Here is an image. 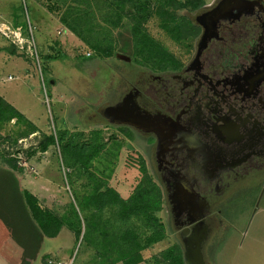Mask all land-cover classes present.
I'll return each instance as SVG.
<instances>
[{
	"label": "rangeland",
	"instance_id": "rangeland-1",
	"mask_svg": "<svg viewBox=\"0 0 264 264\" xmlns=\"http://www.w3.org/2000/svg\"><path fill=\"white\" fill-rule=\"evenodd\" d=\"M62 3L63 0H0V96L38 129L16 145L6 143L0 146L8 159L17 162L21 189L35 197L43 210L65 217L68 222H76L71 211V205H75L72 195L76 192L71 190L65 178L72 171L61 165L58 145L42 153L38 144L45 137L59 135L63 131L68 133L67 137L81 133L85 140L92 131H100L104 142L115 141L122 145L118 159L109 166L111 171L105 173H110L108 186L127 198L132 193L134 180L138 178L137 161H143L144 165L153 163L138 147L143 142L136 141V132L134 135L131 130L123 132L109 126L100 117L98 109L105 103L113 104L119 100L130 84L138 86L136 83L140 79L163 67L167 61L159 59L153 68L132 60L122 61L116 57L122 54L117 51V46L112 57L95 55L59 21ZM15 21L23 26L27 24L28 37L23 34L25 28H16ZM17 29L23 36L18 31L14 32ZM111 32L113 40L120 35L119 46L129 36L126 22L125 26ZM148 32L164 44L170 56L183 54L184 49L166 37L156 21L149 23ZM25 38L34 44L37 57H31L26 48L21 49L15 44L14 39L21 46L26 44ZM48 57L55 59L49 60ZM36 150V154L29 155ZM101 164H94L91 170L99 173L97 168L104 167ZM0 165L4 166L1 158ZM76 183L80 191L88 182L76 179ZM222 211L223 220L205 246V263L264 264V179L250 176L240 180L225 193ZM159 215L167 236L163 242L143 253L145 259L157 256L173 245L183 250L166 205ZM67 225L62 227L57 237L45 238L39 259L29 263L96 264V250L90 242L96 237L91 236L88 242L80 245L82 235L77 242L75 232ZM84 230L83 225L82 234Z\"/></svg>",
	"mask_w": 264,
	"mask_h": 264
},
{
	"label": "flooded vegetation",
	"instance_id": "flooded-vegetation-1",
	"mask_svg": "<svg viewBox=\"0 0 264 264\" xmlns=\"http://www.w3.org/2000/svg\"><path fill=\"white\" fill-rule=\"evenodd\" d=\"M184 14L191 27L183 54L100 107L119 106L113 114L99 115L136 132L183 258L184 240L201 234L204 258L225 193L247 177L264 179V0H210Z\"/></svg>",
	"mask_w": 264,
	"mask_h": 264
},
{
	"label": "trees",
	"instance_id": "trees-1",
	"mask_svg": "<svg viewBox=\"0 0 264 264\" xmlns=\"http://www.w3.org/2000/svg\"><path fill=\"white\" fill-rule=\"evenodd\" d=\"M208 1L63 0L59 21L95 55L112 57L117 46V51L129 55L132 61L153 68L159 59L168 61L172 56L164 44L148 32L149 23L156 21L162 33L185 50L191 25L184 12H195ZM125 22L129 36L119 46L120 35L113 40L111 30L125 26ZM14 25L25 28L23 34H28L27 24L23 26L15 21ZM37 131L32 122L0 96V145H16ZM67 136L64 131L49 135L38 144V150L44 153L51 146L60 147L61 165L72 171L65 178L76 192L72 195L75 205H71L76 222L43 210L35 197L22 190L17 162L8 159L0 146V158L4 162V166L0 165V254L11 264L35 261L45 238L57 237L68 223L77 242L82 235L80 245L91 236L96 237L90 241L96 250V264H185L178 245L151 259L144 257L143 253L163 242L167 234L159 215L165 204L164 195L147 173L143 161H137L138 178L133 182L132 193L123 198L108 186L110 173H105L111 171L109 166L118 159L122 145L115 141L104 142L98 130L92 131L86 140L81 133ZM101 163L104 167L97 168L100 174L91 170L94 164ZM76 179L87 180L83 190L76 187Z\"/></svg>",
	"mask_w": 264,
	"mask_h": 264
},
{
	"label": "water",
	"instance_id": "water-1",
	"mask_svg": "<svg viewBox=\"0 0 264 264\" xmlns=\"http://www.w3.org/2000/svg\"><path fill=\"white\" fill-rule=\"evenodd\" d=\"M116 57L122 61H126V62H130L131 58L123 55V54H117ZM119 109V106H115V107H107V108H99L98 109V113L103 117V118H107L108 116H110V114H113V112L117 111ZM128 124H134L135 123V127L141 128V129H145L147 128V126L145 124H138L137 122H127ZM119 124V121L117 122ZM147 130V129H145ZM201 236L203 237L204 235H199L197 237H191L188 240H184V245H185V253H184V261L185 264H205L204 258L202 256L201 253V245H200V239H198V237L201 238Z\"/></svg>",
	"mask_w": 264,
	"mask_h": 264
},
{
	"label": "built area",
	"instance_id": "built-area-1",
	"mask_svg": "<svg viewBox=\"0 0 264 264\" xmlns=\"http://www.w3.org/2000/svg\"><path fill=\"white\" fill-rule=\"evenodd\" d=\"M5 26V25H4ZM7 27V26H6ZM7 31H8V33H10L11 35H12V32L10 31V29L7 27ZM20 32V34L22 35V32H21V30L20 29H17V30H15L14 32ZM23 36V35H22ZM14 38V37H13ZM25 40H27V43L26 44H28L26 47H24L26 44H24V45H22V46H20L18 43H17V39H14V41H15V44L16 45H18L21 49H24V48H26L27 49V53H28V55H30L31 57H37V52H36V48H35V46H34V44H32V42L31 41H29L28 39H26L25 38ZM90 55V54H89Z\"/></svg>",
	"mask_w": 264,
	"mask_h": 264
},
{
	"label": "crops",
	"instance_id": "crops-1",
	"mask_svg": "<svg viewBox=\"0 0 264 264\" xmlns=\"http://www.w3.org/2000/svg\"><path fill=\"white\" fill-rule=\"evenodd\" d=\"M12 32V31H11ZM13 33V32H12ZM22 114V113H21ZM6 237H7V234H6ZM44 243V242H43ZM39 254H38V256H37V259L36 260H38L39 259ZM17 257V256H16ZM0 264H11L10 262H9V260H7L3 255H1L0 254Z\"/></svg>",
	"mask_w": 264,
	"mask_h": 264
},
{
	"label": "bare ground",
	"instance_id": "bare-ground-1",
	"mask_svg": "<svg viewBox=\"0 0 264 264\" xmlns=\"http://www.w3.org/2000/svg\"><path fill=\"white\" fill-rule=\"evenodd\" d=\"M17 42H18V41H17ZM18 44H19V43H18ZM19 45H20V44H19ZM20 46H21V45H20ZM202 216H203V215H202ZM202 216H201V217H202ZM203 233H204V231H203Z\"/></svg>",
	"mask_w": 264,
	"mask_h": 264
}]
</instances>
